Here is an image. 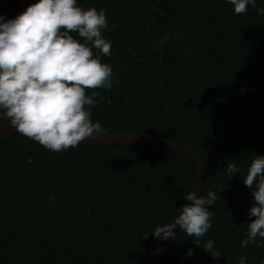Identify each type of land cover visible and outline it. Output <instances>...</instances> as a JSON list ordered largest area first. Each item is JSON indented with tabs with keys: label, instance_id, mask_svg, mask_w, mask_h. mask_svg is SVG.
<instances>
[{
	"label": "trees",
	"instance_id": "16d2710c",
	"mask_svg": "<svg viewBox=\"0 0 264 264\" xmlns=\"http://www.w3.org/2000/svg\"><path fill=\"white\" fill-rule=\"evenodd\" d=\"M77 5L105 11L102 36L112 44L101 61L113 69V86L95 90L92 121L190 147L205 169L199 196L220 197L206 235L179 229L155 264H239L241 256L264 264V240L241 247L255 219L242 179L264 155V16L251 6L236 15L228 0ZM19 14L20 0H0V15ZM227 163L240 173L221 174ZM195 180L191 160L168 149L80 144L54 152L17 132L0 144V264H138ZM208 240L219 260L203 250Z\"/></svg>",
	"mask_w": 264,
	"mask_h": 264
},
{
	"label": "clouds",
	"instance_id": "9594fccd",
	"mask_svg": "<svg viewBox=\"0 0 264 264\" xmlns=\"http://www.w3.org/2000/svg\"><path fill=\"white\" fill-rule=\"evenodd\" d=\"M228 3L236 15L247 14L251 6L264 16V7H258L257 0ZM107 28L103 9L84 10L77 0H38L14 19L0 15V114L9 119L12 128L54 152L76 148L105 133L99 122L92 121L91 111L95 90L113 86V69L101 61V54L111 55L112 44L102 36ZM86 89L92 94L87 95ZM238 172L236 163H227L220 173L233 177ZM242 182L255 201L248 212L255 219L241 241V247L247 248L257 245L258 237L264 240V155L255 156ZM196 189L184 197L190 203L182 211L178 209L170 223L154 229L156 239L175 240L178 233L174 229L179 227L180 232L199 240L212 228L214 213L209 208L220 197L215 191L198 196ZM214 245L208 240L202 248L219 260L222 255ZM193 254L189 249L187 255ZM239 264H247L246 256L239 257Z\"/></svg>",
	"mask_w": 264,
	"mask_h": 264
},
{
	"label": "water",
	"instance_id": "95a60500",
	"mask_svg": "<svg viewBox=\"0 0 264 264\" xmlns=\"http://www.w3.org/2000/svg\"><path fill=\"white\" fill-rule=\"evenodd\" d=\"M38 0H20L21 4V13L26 11L27 7H29L33 3H37ZM0 144L11 136L15 135L17 131L10 126V121L7 117H3L0 115ZM81 144H94V145H110V144H126V145H145L158 147L163 149H168L177 153H180L187 157L194 164L196 169V180L193 186V190L197 187V195L199 196L204 183V164L201 158L188 146L171 140L166 137L141 133V132H131V131H105L104 134H100L98 136H93L89 138ZM190 201L185 200L181 207L179 208L182 211V206L185 204H189ZM178 211L175 215L167 222L170 223L172 219L178 215ZM179 227L174 229L177 233ZM169 240L156 239L154 238L150 245L145 250L138 264H155L159 255L170 242Z\"/></svg>",
	"mask_w": 264,
	"mask_h": 264
},
{
	"label": "snow or ice",
	"instance_id": "6c2138e0",
	"mask_svg": "<svg viewBox=\"0 0 264 264\" xmlns=\"http://www.w3.org/2000/svg\"><path fill=\"white\" fill-rule=\"evenodd\" d=\"M0 131H2V129H0Z\"/></svg>",
	"mask_w": 264,
	"mask_h": 264
}]
</instances>
